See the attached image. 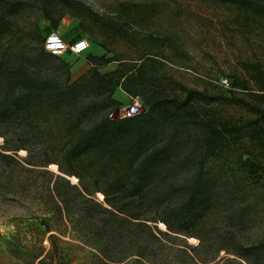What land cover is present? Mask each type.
Listing matches in <instances>:
<instances>
[{"label": "rangeland", "instance_id": "obj_1", "mask_svg": "<svg viewBox=\"0 0 264 264\" xmlns=\"http://www.w3.org/2000/svg\"><path fill=\"white\" fill-rule=\"evenodd\" d=\"M237 18H241L240 10L213 0H0V59L10 61L14 73L22 64L27 69L24 77L8 83L0 79V119L8 114V119L24 120L31 137L46 142L52 162L46 169L55 175L60 174L55 163H60L82 175L84 182L102 173L104 178L120 176L123 165L115 160L109 171L95 172L82 168L89 159L79 164L74 153L64 156L58 145H51V139L57 141L63 133L61 127L35 129V122L51 121L48 108L41 104L35 111L29 103H16L12 93L17 86L31 87L54 105L65 84L91 68L88 55L104 56L111 62L98 69L101 74L122 66L156 96L153 116L133 127L123 141L141 153L156 149L157 144L164 148L149 159L148 182H204L200 193L184 197L187 227L203 240L202 246L192 250L194 258H187L188 264H264V187L253 183L258 181L239 163L249 156L247 150L253 152L252 159H264V149L239 134L222 150L209 151L205 146L212 126L240 125L253 117L230 98L249 100L235 84L245 78L241 61L264 62V28L243 27ZM53 30L66 42L85 39L88 50L79 56H40L41 42ZM222 80H227V87ZM182 87L197 93L188 98ZM135 88L141 93L144 89ZM136 96L141 97L117 88L113 97L120 105L114 116L123 119L119 110ZM60 104L63 108L64 103ZM147 110L144 105L141 113ZM17 154L25 156L24 151ZM2 173L0 264H37L43 257L47 264L58 260L99 264L96 251L78 238L63 214L44 211L40 204L53 180L34 182L33 175L19 168L0 169ZM67 178L71 184L79 182L76 176ZM171 197L163 193L161 208ZM95 198L103 202L101 193H95ZM42 220L50 226L49 232ZM186 241L198 244L194 237ZM150 256L146 260L152 264L176 263L169 249Z\"/></svg>", "mask_w": 264, "mask_h": 264}, {"label": "trees", "instance_id": "obj_2", "mask_svg": "<svg viewBox=\"0 0 264 264\" xmlns=\"http://www.w3.org/2000/svg\"><path fill=\"white\" fill-rule=\"evenodd\" d=\"M213 1L240 10L241 18H237V23L241 26L260 25L261 29L264 28V0ZM74 41L76 40L68 43ZM43 42L39 55L53 56L44 51ZM147 58L141 60V64ZM87 62L91 68L71 84H65L63 92L55 97L54 105L46 101L43 94H34L35 90L31 87L17 86L12 93L16 95V103H29V107L35 111L41 104L48 108L51 121L48 124L35 122V129L61 127L63 133L57 141L52 138L51 145H58L64 156L74 153L79 164H85L89 159L88 164L82 165V168H90L95 172L109 171L112 169L110 162L115 160L123 165L122 174L104 178L102 173L97 179L91 178L92 182H84L82 175L55 163L60 172L55 175L46 169L52 163L48 158L46 142L38 137H31L28 129L30 126L18 118L8 119V114L0 119V169L6 172L8 168L11 172L19 168L33 175L34 182L53 180L52 188L48 189L46 197L41 198L40 204L44 211L63 214L78 238L96 251L99 264H152L147 261L152 259L149 258L150 255L154 256L164 248L175 254V264H188L187 258H194L191 252L202 246L203 240L187 227L184 197L193 198L200 193L204 182H148L152 175L149 159L163 147L160 148L157 144L156 149L149 150L150 153H141L134 145L127 146L123 141L130 135L133 127L153 116L156 108L154 92L137 81L132 73H125L122 66L101 74L98 69L111 62L104 56L88 55ZM11 65L10 61L0 59V79L6 83L13 78L24 77L27 73L24 64L20 66L19 74L11 70ZM240 65L245 78L235 86L245 91L249 100L235 96L230 99L247 109L253 117L240 125L223 122L220 126H212L205 139V146L209 151L222 150L238 134L247 136L256 148L264 149V62L246 59ZM137 69L139 74L140 66ZM137 85L144 87L142 93L136 90ZM117 88L128 94L140 93L143 108L145 105L148 110L133 118L118 119L114 112L120 104L113 97ZM182 91L188 98L197 93L186 87H182ZM59 101L64 103L63 108ZM8 111L10 110L7 109ZM19 151H24L25 156L19 157ZM247 154L249 156L246 159L240 158V166L250 177L256 178L258 182L253 183H260L264 187V159H252L254 154L251 150H247ZM71 176L77 177V185L69 182L67 177ZM120 180L126 182H118ZM158 189L162 191L159 195ZM164 192L172 197L161 208V203L165 200L161 199ZM95 193L102 194L103 202L95 198ZM195 207L197 206L194 209ZM42 222L49 232L50 226L44 220ZM158 224L164 230L159 229ZM192 237L198 240L196 246H191L186 241V238ZM37 264H47L46 259H39ZM56 264L63 262L58 260Z\"/></svg>", "mask_w": 264, "mask_h": 264}, {"label": "built area", "instance_id": "obj_3", "mask_svg": "<svg viewBox=\"0 0 264 264\" xmlns=\"http://www.w3.org/2000/svg\"><path fill=\"white\" fill-rule=\"evenodd\" d=\"M89 44L85 39H78L72 43L65 42L57 31L49 32L44 39L43 49L46 53L56 57L70 53L79 56L88 50ZM224 86H228L227 80H222ZM143 105L140 97H132L130 103L119 110L120 118H133L142 112Z\"/></svg>", "mask_w": 264, "mask_h": 264}]
</instances>
